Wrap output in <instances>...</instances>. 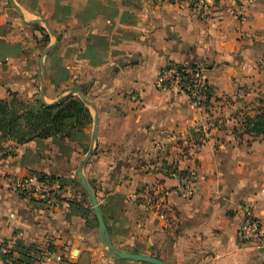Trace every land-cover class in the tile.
Here are the masks:
<instances>
[{"label":"crops","instance_id":"crops-1","mask_svg":"<svg viewBox=\"0 0 264 264\" xmlns=\"http://www.w3.org/2000/svg\"><path fill=\"white\" fill-rule=\"evenodd\" d=\"M214 3L212 18L191 20L170 0H0V99L13 88L35 93L43 51L35 26L46 24L55 47L44 57V100L81 88L94 106L81 146L2 142L0 252L21 241L44 253L37 264H148L106 252L76 176L96 117L83 174L116 250L164 264H264V139L234 133L264 87V0ZM167 66L198 69L199 107L156 84ZM184 138L201 142L200 151L180 157ZM174 167L193 175L190 196ZM23 177L57 187V206L17 195L12 181ZM247 212L262 225L259 243L237 238ZM0 264H8L1 253Z\"/></svg>","mask_w":264,"mask_h":264},{"label":"trees","instance_id":"trees-1","mask_svg":"<svg viewBox=\"0 0 264 264\" xmlns=\"http://www.w3.org/2000/svg\"><path fill=\"white\" fill-rule=\"evenodd\" d=\"M35 27L42 36V48L44 49L49 43V37L45 29ZM6 48L10 47L6 46ZM79 91L86 98L85 90L80 88ZM38 94L37 92L31 96L34 107L24 109L20 113L14 108L17 101L16 96L9 92V100L0 99V141H11L17 146L49 138L58 139L61 142L67 139L80 146L86 143L88 140L86 132L92 124L89 107L78 97L71 95L66 96L55 106L45 107ZM239 124V127L234 129L236 135L264 139V98L257 101L255 113L251 116H243ZM0 150L4 151L2 148ZM84 151L87 152V146ZM6 155L4 151L1 156ZM69 208L84 215L79 204L70 203ZM0 253L8 264H37L44 256V253L37 250L36 246L24 245L21 241H17L11 250L6 249ZM14 254H16L15 257H13Z\"/></svg>","mask_w":264,"mask_h":264},{"label":"built area","instance_id":"built-area-1","mask_svg":"<svg viewBox=\"0 0 264 264\" xmlns=\"http://www.w3.org/2000/svg\"><path fill=\"white\" fill-rule=\"evenodd\" d=\"M215 0H170L173 5L183 6L188 10V16L191 20H206L211 16L212 8L215 6ZM252 0H242V3L248 4ZM230 15H235V11L227 9ZM223 20L222 14L213 17L214 23ZM157 85H168L179 93L185 94L190 102L199 107L205 99L206 88L204 82L199 75L198 69L189 71L184 68L167 66L158 76ZM201 142L184 138L180 140L178 145L179 156L190 157L200 151ZM157 148H159L157 146ZM171 175L178 177L180 180V189L184 196L188 197L193 192L194 177L189 173H180L175 167ZM14 192L24 198L34 199L38 204L48 208H55L60 201V194L57 187H52L44 182H36L32 178L23 177L15 178L12 181ZM165 202H163V206ZM163 211H169L167 207H163ZM262 225L260 221L252 217L248 212L245 214L244 220L237 230V238L242 243H259L262 236Z\"/></svg>","mask_w":264,"mask_h":264},{"label":"water","instance_id":"water-1","mask_svg":"<svg viewBox=\"0 0 264 264\" xmlns=\"http://www.w3.org/2000/svg\"><path fill=\"white\" fill-rule=\"evenodd\" d=\"M15 10L21 15L20 10L14 6ZM33 22H41L40 20H35ZM45 30L49 33V35H52V31L51 29L45 24L44 25ZM55 47V43L50 44L48 46H46L43 51L40 54L39 57V69H40V76H39V80H40V95H39V99L41 101V103L45 106V107H52L55 106L57 104H59L66 96L71 95V96H76L79 98L80 101H82L86 106H88L89 108L94 110V106L81 94V92L79 90H72L69 94L58 98L57 100L51 102V103H47L44 100V78H43V74H44V57L49 53L50 50H52ZM96 130H97V120L96 117H93V125H92V131H91V135H90V140H89V146H88V150L85 153L84 157L81 159V161L79 162V164L77 165L76 168V176L80 182L82 191L84 193V195L86 196L93 217L96 221L97 227H98V231H99V236L102 242V245L104 246L106 252L111 255L114 256L115 258L118 259H129V260H134V261H138V262H144V263H148V264H164L162 263L160 260L153 258V257H148V256H142V255H136V254H127V253H122L118 250H116L111 242L110 239L108 237L107 234V230H106V226L103 222L102 216H101V212H100V208L97 204L95 195L92 191V189L90 188L84 174H83V169L85 167V165L87 164L89 158L92 156L93 151H94V144H95V138H96Z\"/></svg>","mask_w":264,"mask_h":264},{"label":"rangeland","instance_id":"rangeland-1","mask_svg":"<svg viewBox=\"0 0 264 264\" xmlns=\"http://www.w3.org/2000/svg\"><path fill=\"white\" fill-rule=\"evenodd\" d=\"M46 31V30H45ZM47 32V31H46ZM52 36V35H51ZM262 47H263V49H264V43L262 44ZM258 64H259V67L260 66H262V64L260 63V62H258ZM37 75H36V78H35V81H34V83H35V85H36V87H35V93H39L38 94V97H39V95H40V86H41V84H40V80H39V76H40V69H39V62H38V67H37ZM264 75V74H263ZM25 82H27V84H28V79H26V81ZM27 91H28V87H24V88H22V89H18L17 88V90H15V88H13L12 89V91H8L7 93H9L10 92V94H13L14 96H16V98H17V101H16V103H15V105H14V108H15V110L17 111V112H21V111H23L24 109H28V108H32V107H34V104L32 103L33 102V99L32 98H28V93H27ZM37 97V96H36ZM264 98V87L261 89V90H259V91H256V96L254 97V106H255V108L253 109L254 110V113H255V109L257 108V101L258 100H261V99H263ZM253 99V98H252ZM5 100H9V96H8V94H7V98H5ZM45 102H47V101H45ZM48 103V102H47ZM91 109V108H90ZM89 130V129H88ZM2 142L4 143V141H0V147H1V144H2ZM88 142V141H87ZM1 149V148H0ZM2 154H1V150H0V156H1Z\"/></svg>","mask_w":264,"mask_h":264}]
</instances>
